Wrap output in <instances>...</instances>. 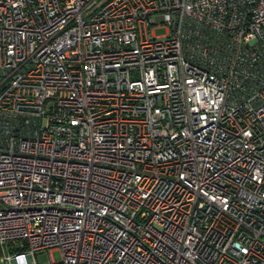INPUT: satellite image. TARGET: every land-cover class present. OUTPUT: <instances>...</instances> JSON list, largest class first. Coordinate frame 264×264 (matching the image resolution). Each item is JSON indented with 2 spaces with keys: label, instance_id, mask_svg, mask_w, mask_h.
I'll use <instances>...</instances> for the list:
<instances>
[{
  "label": "built area",
  "instance_id": "obj_1",
  "mask_svg": "<svg viewBox=\"0 0 264 264\" xmlns=\"http://www.w3.org/2000/svg\"><path fill=\"white\" fill-rule=\"evenodd\" d=\"M42 256L264 264V0H0V264Z\"/></svg>",
  "mask_w": 264,
  "mask_h": 264
},
{
  "label": "rangeland",
  "instance_id": "obj_2",
  "mask_svg": "<svg viewBox=\"0 0 264 264\" xmlns=\"http://www.w3.org/2000/svg\"><path fill=\"white\" fill-rule=\"evenodd\" d=\"M162 33H164L162 30L156 31V35H161ZM51 258L54 263H59L61 261V255L59 251L57 250L52 251ZM47 262H48L47 256H42L41 258H39V264H46Z\"/></svg>",
  "mask_w": 264,
  "mask_h": 264
}]
</instances>
